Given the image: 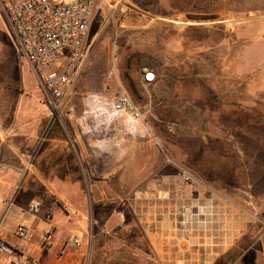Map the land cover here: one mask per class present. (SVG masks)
<instances>
[{
  "label": "rangeland",
  "instance_id": "obj_1",
  "mask_svg": "<svg viewBox=\"0 0 264 264\" xmlns=\"http://www.w3.org/2000/svg\"><path fill=\"white\" fill-rule=\"evenodd\" d=\"M121 91L150 130L124 125L107 145L83 138V156L73 148L71 194L46 196V228L9 244L20 264H238L264 252V0H97L83 65L53 114L84 137L86 99ZM35 101L51 111L0 10V124ZM75 231L83 242L68 247Z\"/></svg>",
  "mask_w": 264,
  "mask_h": 264
},
{
  "label": "built area",
  "instance_id": "obj_2",
  "mask_svg": "<svg viewBox=\"0 0 264 264\" xmlns=\"http://www.w3.org/2000/svg\"><path fill=\"white\" fill-rule=\"evenodd\" d=\"M96 6L97 0H71L68 5L56 0H0V10L18 43L20 56L35 76L45 103L56 114L64 109L65 97L83 65ZM120 26L124 28L126 25L121 23ZM144 81L154 83L155 72L146 70ZM82 117L83 138L88 142L106 139L104 145H107L122 119L136 130L144 133L150 130L143 108L125 91L117 93L113 100L96 96L86 99ZM178 175L186 181L192 177L182 168ZM29 210L39 214L40 203L32 202ZM15 235L19 240L27 241L29 228L19 225ZM53 238L51 227L41 236V244L50 246ZM82 242L83 234L75 231L68 237L67 246L78 247ZM0 250L14 256L10 264H20L18 247L1 242ZM26 264L38 263L27 260Z\"/></svg>",
  "mask_w": 264,
  "mask_h": 264
},
{
  "label": "crops",
  "instance_id": "obj_3",
  "mask_svg": "<svg viewBox=\"0 0 264 264\" xmlns=\"http://www.w3.org/2000/svg\"><path fill=\"white\" fill-rule=\"evenodd\" d=\"M30 104L16 112L11 125L0 124V243L10 245L17 243L15 231L19 225L29 227L35 238L46 228L44 216L32 215L26 210L28 204L23 202L24 197L33 196L29 205L38 202L42 207L56 210L55 203H47L46 196L61 199L71 194V173L76 171L77 164L73 148L83 156L86 144H91L83 140L79 129L74 130L71 139L63 115L55 116L40 101ZM82 120L83 117L81 121L78 119L77 126L83 124ZM127 122L120 120L116 128L120 131L125 125L128 129ZM262 256L261 251L246 252L238 258V264H247L246 259H262ZM12 259L14 256L0 250V264H10Z\"/></svg>",
  "mask_w": 264,
  "mask_h": 264
}]
</instances>
